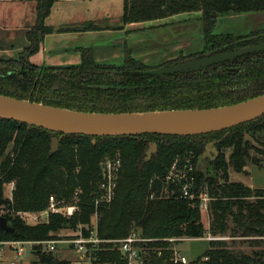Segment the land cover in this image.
Returning <instances> with one entry per match:
<instances>
[{
  "label": "trees",
  "instance_id": "1",
  "mask_svg": "<svg viewBox=\"0 0 264 264\" xmlns=\"http://www.w3.org/2000/svg\"><path fill=\"white\" fill-rule=\"evenodd\" d=\"M55 1L38 0L37 21L26 33L29 46L17 58L0 59V63L7 66L0 69V94L66 109L103 113L212 108L264 94V52L196 71L142 74V71L249 45L251 41L243 39L257 34L256 31L245 36L217 33L214 29L223 15L263 12L264 0H125L123 22L126 24L200 11L204 22L203 49L151 66L133 56L128 47L122 65L97 62L92 50L84 48L82 61L77 65H38L30 58L39 51L43 37L53 31L45 19ZM246 131L251 132L256 145L245 137ZM221 132L229 133L220 140L219 146L232 149L231 163L224 155L216 162L223 182L201 179L196 173L197 185L206 184L209 193L217 198L211 205L212 232L236 233L239 228L264 236V227L253 225L251 220L253 205L243 199L258 189L242 182H231L228 178L230 165L236 169L246 165L251 157L250 149L264 154V116L230 129L195 136L102 137L55 133L0 118V206L7 210L3 215L14 229L10 232L0 228V239H50L54 232L70 225L77 228L79 224H91L92 216L97 212L101 238L120 239L133 229H140L143 236L155 238L154 243H147V264H178L172 260L167 239L202 238L207 230L198 206H192L182 197L164 193L166 188H173V184L165 182V177L178 155L186 151L200 154L205 144L195 139ZM54 136L59 138L60 147L50 154ZM152 139L158 148L150 159H146ZM115 155L123 161L115 196L111 202L97 206L103 158ZM12 181L15 188L11 200L4 197L3 185ZM50 196L68 202L74 200L80 210L74 217L52 214L48 221L36 224H28L18 214H12L14 211H43L49 205ZM234 206L238 207L237 212L233 210ZM230 217L240 226L231 227ZM102 247L103 250L97 253L98 260L119 258L118 252L108 251L111 244L102 243ZM40 264L71 262L48 253L41 255ZM189 264H264V250L247 253L235 250L224 240H210V247L202 257Z\"/></svg>",
  "mask_w": 264,
  "mask_h": 264
},
{
  "label": "crops",
  "instance_id": "2",
  "mask_svg": "<svg viewBox=\"0 0 264 264\" xmlns=\"http://www.w3.org/2000/svg\"><path fill=\"white\" fill-rule=\"evenodd\" d=\"M121 1L122 13L116 9L115 14L121 16L116 18L117 22L112 23L104 21L114 15L110 4L115 2L118 6L120 0H56L45 19L46 25L52 27L53 31L43 37L41 47L31 56V61L48 66L77 65L82 61L84 48L92 50L97 62H114L113 64L126 56L127 47L131 49L133 56L146 64L150 57H155L158 65L163 60L186 55L183 47L194 43L191 35L186 37L180 33L181 36L177 39L181 41L180 44L169 50L159 47L158 38L162 36L166 40L170 36L169 25L189 20L199 13L185 12L162 19L126 24L123 22L125 0ZM37 4L38 0H0V59L17 58L29 46L26 33L37 21ZM54 15L58 16L54 18ZM13 29L20 31V36L12 32ZM152 53L155 56H150Z\"/></svg>",
  "mask_w": 264,
  "mask_h": 264
},
{
  "label": "water",
  "instance_id": "3",
  "mask_svg": "<svg viewBox=\"0 0 264 264\" xmlns=\"http://www.w3.org/2000/svg\"><path fill=\"white\" fill-rule=\"evenodd\" d=\"M264 38V37H263ZM264 51V40L234 50L191 58L171 66L142 71L147 75H167L206 69L239 57ZM0 63V69L6 68ZM116 88H128L116 86ZM264 116V94L231 105L202 109H173L143 112H85L46 105L0 94V118L26 123L46 130L70 134L102 136H136L142 134L195 136L230 129ZM247 138L254 145L251 136ZM59 148L54 136L50 154ZM157 151L152 144L147 159ZM0 228L12 232L8 219L0 214Z\"/></svg>",
  "mask_w": 264,
  "mask_h": 264
},
{
  "label": "rangeland",
  "instance_id": "4",
  "mask_svg": "<svg viewBox=\"0 0 264 264\" xmlns=\"http://www.w3.org/2000/svg\"><path fill=\"white\" fill-rule=\"evenodd\" d=\"M110 6L114 15H110L111 19L105 20L104 22L115 23L117 22L116 18H119L121 16V15H115L117 12L116 9H118L120 14L122 13V7H123L122 1L120 0V2H118V6L116 5L115 2L111 3ZM186 13H190V12H186ZM192 13H199V15H193L192 18L189 20L178 21L175 24L169 25L170 36L166 40H163L162 36L158 38L160 40V45H159L160 48L169 50V49H173L174 45L176 44L179 45L181 41H177V39L180 38L181 36L180 33H182L186 37L187 35H191L193 38L192 40H194V43L185 45L183 47L184 54L186 55L193 54L203 49L204 22L202 19V13L200 11H195ZM250 14L252 15L247 16L245 14H241L239 16L237 14H234L233 16L235 17H232L231 15L230 16L223 15L219 18L214 31L217 33L230 32L236 35L242 34L245 36L254 34V32L256 31L257 34H254L252 36H247V38H244L243 41L248 42L256 38L258 39V37L260 38V36L264 35V11L250 13ZM57 16L58 15H54L53 17L55 18ZM187 26H192V28ZM170 27L172 28L170 29ZM12 32H16L17 36H20L19 34L20 31H16V29H13ZM130 43H132V40ZM142 51H147V50H142ZM150 56H155V54L152 53ZM157 56H159V54H157ZM124 59L125 57H123L121 61H118L117 64L122 65L124 63ZM162 62L165 61L163 60ZM103 63L113 64L114 62H103ZM147 64L152 66L156 65L157 61L155 57H150V59L147 61ZM228 133L229 132H225V133L221 132L219 134H212L202 137L200 139H195L198 140V142L199 140H201L205 144L200 154L197 155L194 152V158H193L195 163L194 171H196V173H199V175L202 177L201 179H207L209 181L215 180V182L218 181L220 183L223 182V179L221 177V171L216 169V162L219 161L222 155H224L226 160L229 161V163H231L230 155L232 153V149L219 146L220 140L225 138L228 135ZM247 135L251 136V132L246 131L245 133L246 138ZM152 144H156V141L154 139H152L149 142L147 151L150 149ZM59 147H60V141H59ZM263 148L264 147L262 146V149ZM155 152L152 153V156L154 155ZM187 153L188 151H186L184 154L180 156L185 157L186 155H188ZM250 154L251 157L247 159L246 165L242 169H236L233 165L229 166L228 178L229 181L231 182L232 181L242 182L245 185L252 187V189H258V192H256L257 194L255 193L243 199H245V201L253 205L252 207L254 209V216L251 219L253 221V225H256L258 227L259 226L264 227V154L256 151L255 149H250ZM115 157H117V155H115ZM252 157L257 158L259 162L253 161ZM146 159H147V153H146ZM0 180H1V174H0ZM14 188H15V183L13 181L4 183L3 185L4 197L12 200ZM199 189L205 191L208 188L206 184H204V185H199ZM54 197L57 200V203L60 206H62V212H58V213L48 212L46 208L45 210L40 212L14 211L12 214L13 215L18 214L28 224H36V223L48 221L49 218L52 216V214L53 215L59 214V215H63L64 217H74L76 215L75 213L79 211V210L76 211L73 216H66L64 214L65 211H67L68 206L75 204V201L73 200V202H68L65 199H58L56 196ZM215 200H217V198ZM49 203H50V199H49ZM3 208H4L3 205L0 206V214L2 215L7 212V210ZM233 210L237 212L238 207L234 206ZM98 219L99 216L97 215L96 217L94 213L92 216L91 223H96V221L98 223ZM201 219L207 230V234H206L207 238L210 237V235L211 236L215 235L216 237H224L223 239L220 240L226 241L230 245V247L234 248L235 250L245 251L247 253H251L254 250H264V236L257 235L254 232H248V231L243 232L239 230V228L238 229L236 228L237 229L236 233H232L231 231H228L226 233L213 234L212 223L214 220V215L212 209H210L209 212L202 211ZM228 222L231 227L240 226V225L237 226V223L234 222L233 217H230ZM82 225L83 224H79L77 228L81 227ZM70 226L54 232L53 235H57V234L68 235L73 233L77 229ZM133 230L139 231L140 236H143L142 230L140 229H133ZM151 239L152 240H149L147 243H150L151 241H152L151 243H154L153 241H155V238H151ZM169 243H170L171 251L173 250V247L178 248V250H180L183 254H185L189 258L190 262H193L198 257H202L203 253L210 247L209 238L208 240L206 238H197V239L186 238L185 240H179L174 243L172 242ZM63 247L64 246H60L59 250L55 254L58 255L60 259H65V260L70 259L71 261H77L79 257L77 256L76 252L72 249H68V244L64 249ZM154 251H157V249H154Z\"/></svg>",
  "mask_w": 264,
  "mask_h": 264
},
{
  "label": "built area",
  "instance_id": "5",
  "mask_svg": "<svg viewBox=\"0 0 264 264\" xmlns=\"http://www.w3.org/2000/svg\"><path fill=\"white\" fill-rule=\"evenodd\" d=\"M185 157L178 155L173 161L168 174L165 177L167 184H173V188H166L164 193L175 195L189 201L192 206L204 212H209L212 202L216 196L209 193L208 189L201 190L197 185L196 171H194V152L190 151ZM123 166L122 158L106 157L101 164L102 181L100 184V194L96 199V205L100 203H109L113 200L118 186L119 174ZM198 187V188H197ZM80 190L77 191V193ZM154 193L151 197H154ZM48 212H62V206L57 203L54 196H50V203L47 207ZM80 210L77 203L68 206L65 211L66 216H73ZM96 217L98 213H95ZM85 229V230H84ZM207 234V232H206ZM202 238L210 240H219L224 237L215 235ZM182 238H168V242L185 240ZM189 239V238H187ZM193 239V238H190ZM152 240L140 236L139 231L133 230L128 236L120 239H103L98 235V223L82 225L73 233L68 235L57 234L53 238L33 241V240H3L0 239V264H40L41 255L48 253H57L60 246L68 244V249H72L79 257L77 261H68L71 264H147V242ZM102 243H109L108 251L119 253L118 259L100 261L97 259V253L103 250ZM95 251V252H93ZM172 260L178 264H189V258L178 248L173 247Z\"/></svg>",
  "mask_w": 264,
  "mask_h": 264
},
{
  "label": "flooded vegetation",
  "instance_id": "6",
  "mask_svg": "<svg viewBox=\"0 0 264 264\" xmlns=\"http://www.w3.org/2000/svg\"><path fill=\"white\" fill-rule=\"evenodd\" d=\"M264 35L263 36H260V38L258 37V39L256 38V39H254V40H252L249 44H255V43H259V42H261L262 40H264ZM262 52H264V51H262ZM257 53H260V52H257ZM229 62V61H228ZM224 63H226V62H224ZM222 64V63H221ZM218 65V64H217ZM214 66V65H213Z\"/></svg>",
  "mask_w": 264,
  "mask_h": 264
}]
</instances>
